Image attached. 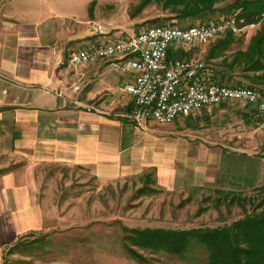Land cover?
<instances>
[{"label":"rangeland","instance_id":"374dc122","mask_svg":"<svg viewBox=\"0 0 264 264\" xmlns=\"http://www.w3.org/2000/svg\"><path fill=\"white\" fill-rule=\"evenodd\" d=\"M141 1L77 0L76 4L78 15L84 20L87 13L95 12V20L120 36L146 25L190 26L208 21L177 18L176 12L156 0L139 9ZM89 3H93L90 10ZM153 19L159 21L152 22ZM72 21L77 23L76 19L68 20ZM260 26L261 23L241 27L242 31L234 36L235 43L224 56L212 60L217 70L226 69L224 57L230 61L236 51L247 49ZM208 43L185 49L189 51L183 53L179 50V55L173 58L197 57L205 62L213 44ZM59 55L66 58L65 66H68L69 55ZM229 71L233 75L230 82L234 84L249 85L257 75L243 66ZM259 87L264 89L263 84ZM138 132L150 137L154 146L149 147L151 155L165 148L166 160L180 159V165L187 169L195 165H188L183 159L197 156V171L183 170L176 181L180 187L173 190L161 188L152 176L142 181L102 184L87 168L39 164L41 179L37 194L38 205L43 208L44 229L26 233L5 247L0 264H140L128 253L127 246L137 251L146 264H206L208 252L202 247L193 248L182 258L148 248L135 237V231L222 227L263 209L260 203L264 195V116L255 107L228 102L169 124L148 122ZM9 160L3 157L0 164L7 167ZM5 167L0 169V175L10 166ZM203 181V186H185Z\"/></svg>","mask_w":264,"mask_h":264},{"label":"crops","instance_id":"0c3cea01","mask_svg":"<svg viewBox=\"0 0 264 264\" xmlns=\"http://www.w3.org/2000/svg\"><path fill=\"white\" fill-rule=\"evenodd\" d=\"M76 3L0 0V161L12 162L0 175V257L19 237L44 229L39 164L87 168L102 184L152 176L161 188L173 190L180 187L176 181L183 170L197 171V156L183 159L195 165L187 169L180 159L166 160L165 148L150 154V137L137 133L141 129L129 116L133 98L118 90L132 78L131 71L115 65L118 59L58 66L59 53L70 55L120 36L95 20V12L84 20ZM93 24L103 30L94 33Z\"/></svg>","mask_w":264,"mask_h":264},{"label":"built area","instance_id":"2783aa9c","mask_svg":"<svg viewBox=\"0 0 264 264\" xmlns=\"http://www.w3.org/2000/svg\"><path fill=\"white\" fill-rule=\"evenodd\" d=\"M238 25L234 16L192 26L146 25L98 46L73 51L67 61L74 68L89 66L98 62L101 52H109V59L119 60L116 66L131 71L132 78L121 82L118 90L133 98L134 109L129 116L138 129L148 122L169 124L228 102L249 104L264 116V93L258 88L211 79L213 70L201 58L169 59L170 49H191L202 45L203 39L215 38V31L227 33L230 26ZM102 30L101 25H92L94 33ZM114 50H123V57H114ZM65 62L64 58L57 60L58 66ZM161 64H169V73H161Z\"/></svg>","mask_w":264,"mask_h":264},{"label":"trees","instance_id":"16d2710c","mask_svg":"<svg viewBox=\"0 0 264 264\" xmlns=\"http://www.w3.org/2000/svg\"><path fill=\"white\" fill-rule=\"evenodd\" d=\"M151 1L142 0L139 9ZM156 1L163 2L165 8L172 9L176 12L175 17L183 20L194 18L210 21L211 17L219 12L224 14L223 17L215 16L213 21L234 16L240 27L261 23L260 29L252 37L246 50L236 51L230 61L224 57L223 64L227 66L226 69L217 70L212 60L224 56L225 52L235 43L234 36L236 34L231 31L216 37L214 42L208 43V45L213 44L210 45L205 62L213 70L211 79L232 86L245 85L239 82L237 84L230 82L233 75L229 70L235 66H243L246 71L256 72L257 75L251 78V84L248 86L256 87L264 93V89L259 87L261 84L264 85V0H231L230 3L223 6H219V4L228 0ZM151 21L158 22L159 20ZM208 21L206 22L208 23ZM204 23L201 22V24ZM180 50L182 53L189 51ZM177 51L179 50L170 49L169 59L173 60L172 57ZM191 54L188 53V55ZM256 111L258 110L256 109ZM260 204L263 205L260 212L247 214L230 225L216 228L136 229L135 237L143 241L148 248L157 251L164 250L182 258H185L193 248L202 247L208 252L206 264H264V195ZM127 251L140 264H146L144 258L132 247L127 246Z\"/></svg>","mask_w":264,"mask_h":264},{"label":"bare ground","instance_id":"6f19581e","mask_svg":"<svg viewBox=\"0 0 264 264\" xmlns=\"http://www.w3.org/2000/svg\"><path fill=\"white\" fill-rule=\"evenodd\" d=\"M230 31H233L234 34H237L242 31V28L238 26H230ZM226 33V31H215V37L222 35ZM213 38H206L202 40V43H208ZM122 55L123 56V50H114V57ZM109 58V52H101V54L98 57V61L101 59H107ZM188 60H196V59H188ZM161 73H169V64H161Z\"/></svg>","mask_w":264,"mask_h":264}]
</instances>
